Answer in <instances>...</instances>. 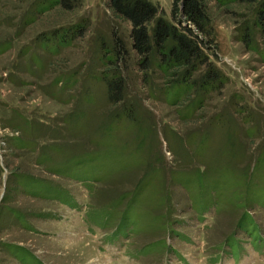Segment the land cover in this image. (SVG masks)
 <instances>
[{"label": "rangeland", "instance_id": "rangeland-1", "mask_svg": "<svg viewBox=\"0 0 264 264\" xmlns=\"http://www.w3.org/2000/svg\"><path fill=\"white\" fill-rule=\"evenodd\" d=\"M42 1L0 0V264H264V40H240L257 5L207 1L223 82L178 94L144 80L108 0ZM115 32L127 104L102 76Z\"/></svg>", "mask_w": 264, "mask_h": 264}, {"label": "trees", "instance_id": "trees-1", "mask_svg": "<svg viewBox=\"0 0 264 264\" xmlns=\"http://www.w3.org/2000/svg\"><path fill=\"white\" fill-rule=\"evenodd\" d=\"M79 1L44 0L38 4L37 10L43 12L54 5L73 10ZM207 1L174 0L173 20H170L163 8L152 0H108L112 15L131 24V50L137 56V65L146 82L150 81V71L153 74L160 69L164 74L174 76L171 79L175 87L172 91L178 94L194 88L206 93L220 86L223 76L206 53L207 49L215 47ZM216 1L222 5L232 2L256 4L254 19L251 22L245 20L240 26V40L250 48H256L253 44L258 35L264 40V0ZM88 26L86 18L45 37L58 44L69 45L77 38H83ZM107 44L102 39L101 60L107 65L102 76L108 99L114 104L122 101L127 104L121 63L128 60L130 50L126 40L117 32L114 33L113 44Z\"/></svg>", "mask_w": 264, "mask_h": 264}]
</instances>
